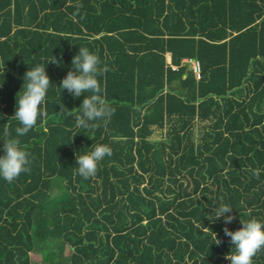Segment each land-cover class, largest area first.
Here are the masks:
<instances>
[{"label":"trees","instance_id":"1","mask_svg":"<svg viewBox=\"0 0 264 264\" xmlns=\"http://www.w3.org/2000/svg\"><path fill=\"white\" fill-rule=\"evenodd\" d=\"M81 47L114 109L91 131L75 115L92 93L60 88ZM38 65L47 117L18 137ZM6 126L31 164L0 177V264H231L220 198L230 230L264 223V0H0V156ZM96 144L113 154L85 179Z\"/></svg>","mask_w":264,"mask_h":264},{"label":"clouds","instance_id":"2","mask_svg":"<svg viewBox=\"0 0 264 264\" xmlns=\"http://www.w3.org/2000/svg\"><path fill=\"white\" fill-rule=\"evenodd\" d=\"M50 62L56 63L55 60ZM71 64L72 69L61 81L60 88L66 89L75 98L85 93H92L90 96H85L79 107L80 114L75 115V126L91 131L97 127L95 121H106L114 114V109L101 97L103 89L97 79L98 75L104 74L108 69L100 68L99 57L83 47L79 48V53L73 57ZM50 84V78L44 66H35L25 73L23 91L22 93L18 92L19 96L17 93V107L13 116L20 125L15 128L18 137L33 129L37 124L38 117H47V111L40 106L45 103ZM60 108L61 111L65 108L62 103ZM4 136V154L0 156V177L8 183H12L21 173L30 172V154L20 146L18 138L11 137L8 126L4 128ZM112 154L110 146L96 144L91 152L76 157L77 173L85 179L94 177L98 170V163ZM253 175L257 179L259 178L258 171L253 170ZM220 199L219 206L214 207L212 211L214 210L215 220L223 218L224 234L230 238L231 244L235 248V251L231 250L225 259L229 260L231 264H253V258L259 252L264 251V223L256 219L241 220V228L236 231L230 230L227 225L232 223L235 217L225 216V213H230L232 208L223 203L222 197ZM214 234L217 241L215 244L219 245L221 241L217 239V234Z\"/></svg>","mask_w":264,"mask_h":264},{"label":"built area","instance_id":"3","mask_svg":"<svg viewBox=\"0 0 264 264\" xmlns=\"http://www.w3.org/2000/svg\"><path fill=\"white\" fill-rule=\"evenodd\" d=\"M186 61L193 62L194 70L196 71L197 74L200 73L201 67L199 61H193L192 59H185Z\"/></svg>","mask_w":264,"mask_h":264},{"label":"rangeland","instance_id":"4","mask_svg":"<svg viewBox=\"0 0 264 264\" xmlns=\"http://www.w3.org/2000/svg\"><path fill=\"white\" fill-rule=\"evenodd\" d=\"M185 59V58H184ZM157 133L159 134V132L157 131Z\"/></svg>","mask_w":264,"mask_h":264}]
</instances>
